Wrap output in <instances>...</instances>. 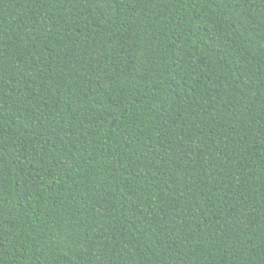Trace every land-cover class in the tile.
I'll return each instance as SVG.
<instances>
[{
    "label": "trees",
    "instance_id": "1",
    "mask_svg": "<svg viewBox=\"0 0 264 264\" xmlns=\"http://www.w3.org/2000/svg\"><path fill=\"white\" fill-rule=\"evenodd\" d=\"M0 264H264V0H0Z\"/></svg>",
    "mask_w": 264,
    "mask_h": 264
}]
</instances>
